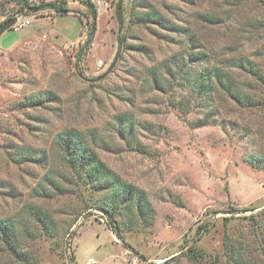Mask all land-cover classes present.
I'll list each match as a JSON object with an SVG mask.
<instances>
[{"label": "rangeland", "instance_id": "1", "mask_svg": "<svg viewBox=\"0 0 264 264\" xmlns=\"http://www.w3.org/2000/svg\"><path fill=\"white\" fill-rule=\"evenodd\" d=\"M64 1L70 13L50 6ZM28 2L41 6L28 11L21 0H0V27L18 15L33 19L0 34V221L10 219L20 232L16 251L0 240V264H68V249L71 264H237L228 259L227 241L249 264H264L255 228L264 217V6ZM138 3L145 8L135 14ZM92 8L97 30L87 44ZM206 12L219 14L220 24L205 22ZM168 23L194 39L182 46L185 61L191 52L201 56L192 57L193 71L228 55L252 59L262 79L234 70L250 102L202 97L178 79L160 86L147 68L183 50L182 33ZM63 131L80 134L89 156L111 169L118 191L130 186L131 195L110 206L113 218L95 208L109 203V190L94 188L69 164L57 142ZM192 242L203 255L198 262L189 256Z\"/></svg>", "mask_w": 264, "mask_h": 264}, {"label": "trees", "instance_id": "2", "mask_svg": "<svg viewBox=\"0 0 264 264\" xmlns=\"http://www.w3.org/2000/svg\"><path fill=\"white\" fill-rule=\"evenodd\" d=\"M258 1L264 6V0ZM21 2V8L26 9L28 11H37L41 6L32 5L28 2V0H21ZM65 4L66 1L63 2V6H57L56 3H51L50 6L56 7L58 14L70 13L71 9L64 7ZM138 7L145 8V5L139 3L134 4L133 9L134 11H137V13L135 14H138L140 12L137 10ZM91 10L93 20L90 23L87 21V25L91 26L87 37V44L93 42L97 30L98 12L94 8H92ZM117 13L119 21L122 22L123 12L121 4L117 8ZM142 13L143 11H141V14ZM201 18L205 22L214 25L220 24L222 20L219 14H214L212 12L202 13ZM168 25H173L172 28H169L171 31H179L180 33H182L184 38L181 41V47H184L186 45L185 41L187 39L188 41L194 40L189 35V32H187L186 29H183L181 26H176L177 24L175 23H168ZM11 29H13V27ZM120 41L121 43H123L124 37L121 36ZM184 50L185 49L183 48V50L181 51H176L171 56L167 57V59H164L156 65L148 67V74L153 77L157 76L156 82L160 86L163 85V88H168L164 86L169 85V83H172L173 79H178V81L182 82L183 84L186 82L192 84L193 89L194 87H198L200 96L202 97H208L213 94L215 95L216 93H223L235 102L243 104L246 102H250V96L247 92H245L243 88V83H241L240 79L235 77L234 70L242 71L248 75H258L259 79H262V77L260 76L262 75L261 68L258 67V65L252 59L245 55H228L221 57L219 63L214 66H207L205 69L193 71L191 69L192 66L190 65L192 62V57L195 56L199 60L201 56L197 51L191 52V56L188 58L187 61H185L186 55H184ZM124 116L127 117L126 115ZM124 116H122L123 119ZM119 130L121 134H123L124 129ZM57 142L59 143L60 147L66 152L69 164L75 167L78 166L80 168V173H82L85 177L89 179L90 183L94 186V188L98 190H109L108 193H106V195H108L107 199L109 203H104L100 206L98 205V207L95 208H98L99 212H102V214L106 213L109 217L111 215V217L113 218V214L109 211L110 206L115 207L116 201L124 198L123 195H121L122 193L126 194L128 192L131 195L132 192L130 186L124 187V189L119 191L115 188V185H117L119 181L116 179L111 169L105 167V165H103L98 159L89 156L88 145L86 141H84V139L80 137V134L78 132L63 131L59 134ZM110 189H113V191H110ZM260 214L263 215L264 210H262ZM112 221L117 224L116 219H112ZM107 223L109 224V226L112 225L111 219L109 220L107 218ZM16 228V224L10 221V219L5 218L0 221V240L5 242L9 247L13 248L15 251L17 250L18 246L17 236H19L20 234V232L18 234ZM255 228L259 235H262L261 238L264 242V217L261 216L259 224ZM204 229H206V225H201L198 228V232H202V230ZM116 234L118 236L120 235L119 232ZM225 246L228 259L231 262L233 261L237 264H249L243 254H241L240 251L235 248V245L227 241L225 243ZM22 251L23 250H21V252ZM188 252L191 260L194 262L200 261L201 257L203 256L200 251L197 250L196 244L193 242L189 245ZM23 260H26V258L24 257Z\"/></svg>", "mask_w": 264, "mask_h": 264}, {"label": "built area", "instance_id": "3", "mask_svg": "<svg viewBox=\"0 0 264 264\" xmlns=\"http://www.w3.org/2000/svg\"><path fill=\"white\" fill-rule=\"evenodd\" d=\"M15 18H16V21L13 25V28L15 30L24 29L25 27L30 25L33 21L32 18H30L28 16H24V15H18ZM99 64L100 65L104 64V61L100 60ZM100 213H102V212H100ZM65 256H66V261L68 262V264H71V261L73 259V253H72L71 249H68L67 251H65ZM86 264H98V262L94 258H89Z\"/></svg>", "mask_w": 264, "mask_h": 264}, {"label": "water", "instance_id": "4", "mask_svg": "<svg viewBox=\"0 0 264 264\" xmlns=\"http://www.w3.org/2000/svg\"><path fill=\"white\" fill-rule=\"evenodd\" d=\"M15 21H16V18H15V17H13V18H11V19L5 21V22L1 25V27H0V34H2L3 32H5L6 30L11 29V28L13 27ZM120 51H121V45L119 46V50H118V53H117V55H116V58H115V60H114L113 65L115 64V62H116V60H117V58H118V56H119V54H120ZM113 65H112V66H113Z\"/></svg>", "mask_w": 264, "mask_h": 264}]
</instances>
